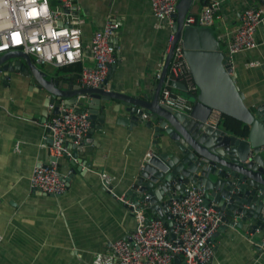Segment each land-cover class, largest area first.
<instances>
[{
  "label": "crops",
  "instance_id": "obj_1",
  "mask_svg": "<svg viewBox=\"0 0 264 264\" xmlns=\"http://www.w3.org/2000/svg\"><path fill=\"white\" fill-rule=\"evenodd\" d=\"M218 1L222 19L209 29L228 56L223 36L234 33L240 25L242 8L258 6L264 0ZM77 3L78 14L84 20L85 48L103 30L107 19L121 22L117 64L107 90L134 97L154 94L172 30L155 19L149 0ZM196 3L198 7L192 13L199 14L204 6L201 0ZM257 41L258 48L235 55L232 60L236 84L251 110L264 105V26L257 33ZM85 63L93 66L89 57ZM36 66L49 77L64 81L65 88L70 83L80 85L79 79L72 81L62 70ZM174 92L184 95L177 89ZM48 99L49 94L39 91L24 69L0 73V264H93L98 253L109 254L114 242L134 232L136 221L130 208L108 192L101 176H110L112 189L125 199L145 158L158 152L153 130L144 125L128 126L131 118L117 100L102 101L105 110L100 116L105 115V122L101 123L100 118L95 121L102 130L96 128L90 137L87 135L82 147L75 149L68 143L72 157L57 161L68 184L67 192L62 196L40 195L31 188L34 168L51 165L56 159L50 152L52 141L45 127ZM161 151H166L162 144ZM76 155L83 163L75 160L72 165ZM223 226L213 239L215 257L211 264H264V233L249 236L228 223Z\"/></svg>",
  "mask_w": 264,
  "mask_h": 264
},
{
  "label": "water",
  "instance_id": "obj_2",
  "mask_svg": "<svg viewBox=\"0 0 264 264\" xmlns=\"http://www.w3.org/2000/svg\"><path fill=\"white\" fill-rule=\"evenodd\" d=\"M195 2L179 0L174 14L175 39L166 55L156 92L150 97L145 94L134 97L103 88H83L72 83L65 88L64 81L49 77L36 66L31 56L19 50L0 54V73L24 69L32 83H37L39 91L45 90L49 94L46 107L54 105L55 113L61 106L88 110L93 122L88 137L96 128L102 130L95 126L98 118L101 123L105 122V115L100 116L105 110L102 101L117 100L131 118L128 126L144 125L153 130L156 137L153 144L158 152L153 151L145 158V167L139 170L125 199L139 204L148 202L146 199L150 197L153 216L163 219L169 227L173 224L168 211L169 200L181 199L186 189L194 186L204 193L205 204L222 218V229L228 223L246 231L249 236L264 233V105L255 110L246 105L244 93L236 84L232 60L221 50L209 28L185 27ZM179 42L199 90L197 95H191L195 103L190 114L174 112L160 104ZM115 67L111 68L109 77ZM172 87L188 93L181 82H172ZM214 111L247 124L249 137L242 139L208 123ZM161 144L165 152H159ZM75 160L83 163L76 155L72 165L76 164ZM72 173L76 171L73 169ZM176 264L183 263L179 259Z\"/></svg>",
  "mask_w": 264,
  "mask_h": 264
},
{
  "label": "built area",
  "instance_id": "obj_3",
  "mask_svg": "<svg viewBox=\"0 0 264 264\" xmlns=\"http://www.w3.org/2000/svg\"><path fill=\"white\" fill-rule=\"evenodd\" d=\"M149 2L155 19L165 22L172 30L169 52L175 39L174 14L179 0ZM79 10L77 0H0V54L19 50L31 56L36 64L56 69L81 63L80 86L107 90L110 70L117 64L116 43L121 22L114 18L107 19L103 30L97 32L91 45L85 48L84 20L78 14ZM221 11L218 0H208L198 15L189 14L185 27H214L222 19ZM239 17L240 25L235 32L223 36L228 43V57L231 60L235 55L258 48L257 33L264 26V3L242 8ZM87 57L93 66L85 63ZM172 82L185 84L190 95L199 92L181 42L175 48L160 104L174 112L190 114L193 105L174 92ZM48 108L45 127L52 141L50 152L56 159L71 158L68 143L79 147L84 142L93 124L89 112L61 106L55 113L54 105ZM220 117L221 113L214 111L208 123L218 126ZM144 119L147 120V117L144 116ZM57 163L54 161L51 165L34 168L30 182L34 192L52 196H62L67 192L68 184ZM144 167L142 163L140 170ZM101 180L111 195L130 208L136 227L129 237L114 242L109 254L98 253L93 264H176L179 259L183 264L212 263L215 257L213 239L222 225V218L205 204L202 191L191 186L181 199L169 200L168 211L173 218V224L169 227L154 214L150 217V197L146 199L148 202L134 204L116 195L110 176L103 174Z\"/></svg>",
  "mask_w": 264,
  "mask_h": 264
},
{
  "label": "trees",
  "instance_id": "obj_4",
  "mask_svg": "<svg viewBox=\"0 0 264 264\" xmlns=\"http://www.w3.org/2000/svg\"><path fill=\"white\" fill-rule=\"evenodd\" d=\"M201 2H202V6L208 4V0H201ZM190 15H198V14L190 13ZM82 68L83 65L81 63H77V64L61 67L59 68V70H62L64 73L70 76L72 81L75 82L79 79L82 73ZM218 126L223 130H226L228 133L240 137L242 139H247L250 135V127L247 124L223 114H221Z\"/></svg>",
  "mask_w": 264,
  "mask_h": 264
},
{
  "label": "rangeland",
  "instance_id": "obj_5",
  "mask_svg": "<svg viewBox=\"0 0 264 264\" xmlns=\"http://www.w3.org/2000/svg\"><path fill=\"white\" fill-rule=\"evenodd\" d=\"M196 3V2H195ZM194 7H195V9H197V7H198V4L196 3L195 5H194ZM194 7H193V12H195L194 11ZM192 13V12H191ZM51 68V66H46L45 67V70H48V69H50ZM182 97L183 98H186L187 100H189L190 101V103L192 104V105H194V103H195V99L194 98H192L191 97V95H189V94H184V95H182Z\"/></svg>",
  "mask_w": 264,
  "mask_h": 264
},
{
  "label": "clouds",
  "instance_id": "obj_6",
  "mask_svg": "<svg viewBox=\"0 0 264 264\" xmlns=\"http://www.w3.org/2000/svg\"><path fill=\"white\" fill-rule=\"evenodd\" d=\"M189 94V93H188ZM190 95V94H189Z\"/></svg>",
  "mask_w": 264,
  "mask_h": 264
}]
</instances>
